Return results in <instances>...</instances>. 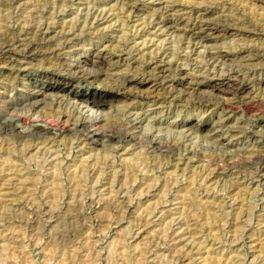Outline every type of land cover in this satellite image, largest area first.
I'll list each match as a JSON object with an SVG mask.
<instances>
[{
  "label": "rangeland",
  "instance_id": "1",
  "mask_svg": "<svg viewBox=\"0 0 264 264\" xmlns=\"http://www.w3.org/2000/svg\"><path fill=\"white\" fill-rule=\"evenodd\" d=\"M132 1L0 0V33L9 26L16 30L36 9L52 7L56 13L48 34L54 36L62 22L85 15L90 5L110 15L96 21L101 29L112 24L105 30L108 44L123 27L142 42L131 31L155 11L166 24L178 16L179 23L200 22L215 35L204 42L207 48L183 45L186 50L180 51L182 71L199 73L203 81L193 89L185 82L177 85L180 93L162 91L164 105L150 106L166 110L164 131L149 132L163 136L162 148L151 147L142 136L145 125L131 137L112 126L111 113L125 118L116 112L123 101L91 108L97 113V141L88 142L64 121H55L53 131L41 135L22 122L11 126L14 106L0 99V264H264V124L256 122L264 115V0H135L121 27L118 12L125 13ZM167 3L182 10H166ZM97 42L102 44L94 38ZM83 51L81 62L90 58ZM125 52L116 77L88 76L71 82V92L43 88L37 92V109L47 110L56 92L83 104L102 90L110 96L123 81L120 87L127 90L130 80L147 77L136 62L138 52ZM211 52L219 54V64ZM33 63L20 70L0 55V94L36 92L41 73ZM240 83L245 89L226 94L215 87ZM21 106L15 108L24 111ZM168 121L176 125L174 132L166 131ZM191 124H197L195 130ZM186 145L197 153L187 152Z\"/></svg>",
  "mask_w": 264,
  "mask_h": 264
},
{
  "label": "bare ground",
  "instance_id": "2",
  "mask_svg": "<svg viewBox=\"0 0 264 264\" xmlns=\"http://www.w3.org/2000/svg\"><path fill=\"white\" fill-rule=\"evenodd\" d=\"M134 1H132V3L130 2V5L127 4V6L129 5V8L127 7L128 9H125V13L123 12L124 10L122 12H118V13H122L121 15H119L120 17L117 19L121 23L122 25L121 27H123L126 24L125 23L126 20L135 10L136 5L135 3H133ZM175 4L173 5L169 4L165 6V9L167 10V8H169L168 9L169 11H173L175 14H178L176 12L181 11L182 8L179 5H175ZM125 5L126 4L123 3V6ZM86 6L89 8L86 9L87 11H85L86 12L85 15L79 13L78 16L75 15V17L77 18L72 20L71 22L68 23L65 21L64 23L62 22V24L60 25V30H58L57 34L54 36H50L48 34L51 28V24L53 23L51 19L54 18L55 16L54 14L56 13L55 10L53 11L52 7L51 8L49 7L47 9H40V10L36 9L30 14V16L23 18V21L22 23L20 22L21 24L19 26L16 25L18 26L16 30L15 29L13 30L9 26V28L7 27L5 31L3 32L1 31L0 55L3 56L5 62L10 63L13 66H18L20 70H23L26 69L29 65H33L34 64L33 62L35 61L36 62L35 70L40 71L41 73L38 75L39 77L38 79H36V82L34 83L35 88H37V90L36 92L34 91L33 94L25 93L22 94L21 97L19 95L4 96L3 94H0L1 101L9 105V107L14 106V111L12 110L13 112H11L12 114L10 116L11 118L10 122L9 121L7 122H9V124H11V126L13 125L14 127H18L19 123L22 122L24 125H28L32 128L30 130L32 133L41 135L40 133L42 131H47L49 133V131L54 129L56 127V124L54 123L55 121H61V122L64 121L65 123L72 125L73 129H79L81 136H83L84 141L92 142L95 141L97 138L96 135L97 123L93 121V118L97 117L96 116L97 113L94 115L93 110L91 111V108L97 107L98 109L99 108L102 109L105 108L109 103L113 102L114 100L116 101L119 100V101H123L124 103L123 104L120 103L122 105H120L119 103L117 104L119 106L118 108L116 107L117 108L116 112L124 113L125 118H121L116 114L114 115V112L111 113L110 115L115 117V119L113 118V120H111L110 122L111 124L113 123L112 126L114 127L115 125V127H119L118 128L119 130L120 128L123 131L125 130L126 132L124 133L125 134L127 133L126 135H128V137H131V135L135 133L134 129L136 130V128L145 125L144 127H142L143 128L142 129L143 131L141 132L142 136L144 135L145 137H147V139L146 138L145 139L146 141L148 140V143L151 145V147L154 146L155 148H162L164 146L162 144L164 142L163 136L150 135L149 132H151L153 129H156L158 132H161L163 130L162 124L164 125L166 118L168 117L164 119L165 116L164 114L166 110L164 109L152 110L150 109V106L155 107L156 105L158 104L161 105L166 101L167 98H165V94L163 96L161 95L162 91L166 93H171L173 89L175 90V88H177V85H180L181 83L184 82L186 84H189V86L193 89L203 81L202 79H200V77L198 78L199 73L197 75L196 72L194 73L192 71L191 72L188 71L184 73L182 71L181 63L179 62L182 60L180 51L182 49L186 50L184 49L183 45H187L186 46L187 49L192 48L191 50L195 51V47H197L200 44H204V42L207 39L214 40L215 35L213 36L209 34V32L207 33L204 28V25L199 24L200 22L197 23L195 21L192 24H188L187 22L179 23L180 18L174 15H173L174 18H171L172 19L171 23L166 24L164 23V20L162 21L161 17L160 18L155 17L154 15L156 14L155 11L154 13H150L153 14L151 15V20L148 19L149 21H145L142 24L139 23V25H137V30L134 27L136 31H134V29L133 31H131V32H135V35L133 34V36L141 35L140 38H143L142 42L134 41L133 37L131 38V35H129L130 31L126 28L124 29L123 27L120 28L121 29L120 32L122 33L118 35V38L114 40L112 37V39H110L112 42L108 44V43H104L103 40L104 38L107 37L105 30L112 28L113 27L112 24L101 29L98 27L96 21L99 19L100 16L106 19L110 15L105 17V15L107 14L104 10L102 11L98 10V9H102L100 7H98L97 9L96 7L95 8L90 7V5L89 6L86 5ZM58 8L59 7H57V9ZM106 11L108 12V10ZM29 17L31 18V20ZM50 20L52 23L50 22ZM165 35L171 37L169 38L168 36H166L168 37L166 38ZM94 38L99 39L102 44L100 45L98 42L94 43ZM155 38H158L160 41L154 42L158 40V39L155 40ZM130 40L133 41L130 42ZM128 43L129 44L132 43V44H130L127 47ZM171 45L174 46L172 47ZM205 46L206 44H204V47ZM126 49L129 51L128 53H133L134 51L138 52L137 55L139 56H137L136 62L139 64L140 68L143 67L142 70L144 71V73H147L148 75L147 77L141 80H135V79L130 80L129 82L131 84L128 85L127 90H122L121 88L122 87L121 85L125 84V82L123 81L121 85L116 86L117 90L115 89L116 90L115 93L109 94L110 96H108V94H105V92L102 90L101 92H98L95 97L89 96L85 98L83 100L84 102L83 104L82 102L81 104L78 102L75 103L69 100V98L66 99L65 97H59L60 94L58 95V93L60 91H64V92L72 91V88L74 86L71 85L72 84L71 82L77 83L82 79L86 80L88 76H94L99 79L101 76L114 78V76L117 75L116 69L120 65L119 64L120 61L123 60L122 58L123 53L126 54L125 52ZM83 50H85L87 53L90 54V58H87L86 60H84V62H81L78 57L80 56V53ZM191 50L188 51V53L186 51V53L189 55ZM114 54H116L115 56H117L116 60H114L113 57ZM167 54L170 55L172 58H174V60L172 58L167 57L168 56ZM210 55L211 58L214 60V62L215 61L218 62L220 60L219 59L220 56L218 53H213ZM251 57H248L247 59H250ZM215 65H217V63ZM213 68H216V66H213ZM138 70L140 69H137L135 71ZM142 70L140 72H142ZM44 79H47V81L45 82ZM151 81H153V83L150 85L151 88L147 87L148 89H143V88L141 89V87L144 84L149 83ZM240 84H241L240 86L237 85L238 87H232L231 85L229 88L228 85L227 86L215 85V87L216 89L220 90L223 94H226L227 92L239 91L240 89H243L244 86H242V83ZM46 87H50L53 89L56 88L55 90H57L58 93L57 92L55 93L56 97L54 99H52V97L55 96V94L51 97L52 99V100L50 99L51 101L46 102L47 105L49 106L46 107L47 110L42 111V109L40 110L37 109L39 108L37 107L39 101L37 100V92L41 91L43 88ZM178 92L180 93L179 89ZM117 94H120L119 98L116 97ZM33 99L34 101H32ZM18 104L24 105L23 108L21 106V108L24 109V111L21 112L18 111L20 107H18L19 109L15 108V106H17ZM45 105L43 106L45 107ZM5 110L7 111L8 108H6ZM166 113L169 116V111ZM178 115L180 114H177L176 116ZM41 122H44L46 125L42 126ZM256 122L259 124H264V115L259 116L256 119ZM196 125L197 124H191L190 130H195ZM175 126L176 125H174L173 122L171 123L168 121L167 122L168 129L166 131L174 132L175 130L173 127ZM47 141L48 140L45 139L41 143L43 142L45 143ZM107 141H111V138H109ZM107 141L102 140V144L103 145L106 144ZM180 142L177 143L176 149L180 150L181 147L183 146L182 143ZM185 148H187L186 149L188 150L187 152L197 153L194 151L193 148L190 149L189 147H187V145Z\"/></svg>",
  "mask_w": 264,
  "mask_h": 264
}]
</instances>
